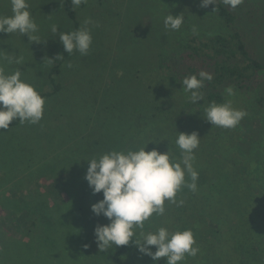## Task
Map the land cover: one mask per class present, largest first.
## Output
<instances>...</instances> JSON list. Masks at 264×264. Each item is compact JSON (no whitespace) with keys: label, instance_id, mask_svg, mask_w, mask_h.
Listing matches in <instances>:
<instances>
[{"label":"rangeland","instance_id":"rangeland-1","mask_svg":"<svg viewBox=\"0 0 264 264\" xmlns=\"http://www.w3.org/2000/svg\"><path fill=\"white\" fill-rule=\"evenodd\" d=\"M30 1L28 0L29 5ZM40 1L43 7L46 0ZM55 1L51 0V2L45 3L50 5L48 15L45 9H36L35 7L33 9L30 6L34 21L41 23L42 29L46 30V32H41L39 30L40 25L37 24L38 31L42 33L37 32L35 34L40 39L39 42L30 41L26 34L21 35L18 32L0 33V66L4 67L7 74H11L19 68L21 79L33 84L36 89L48 88V85H44V81L49 65L50 52H54V57H57L56 47L60 42L58 33L68 29V22ZM76 9L81 25L85 18H90L92 21L89 25L92 44L86 56L87 61L73 59L75 60L74 67L71 66L70 73L66 71L63 75L65 79L63 85L65 87L71 85L70 90L74 92L75 98L77 95L82 94L83 90H89L97 95L101 91L100 86L102 88V85L108 84L106 83L109 79L107 78L109 76L108 72L113 68L114 77L119 79V85L127 92L131 91L129 87L133 89L142 82V90L137 89L135 91L142 95L143 100H146L142 120L144 124H141L134 133L128 131L126 124L124 132L120 131V134L125 135L124 139H119L114 130L115 124L114 127L109 126L103 129L89 119V125H92V129L89 128L88 132L93 133L94 131L98 139L101 140L106 130L104 140H98L100 142L96 144L92 143L94 140L92 138L78 140L76 135L78 130L82 128L81 121L83 122L85 112L83 114V111H79V100L75 99V102H73L70 97L65 98L63 97L64 93L59 92L53 97L54 100L57 99L52 105L53 117L58 118L59 111L61 115L64 114V117L61 120L59 118L54 123L55 128L48 131L46 135L44 133L46 122L42 119L36 124L25 122L23 131L20 129H0V141L5 144L9 141L2 138L9 131L10 134L16 135L22 132V136L26 141L20 147L24 148L23 151L26 150L27 155L18 157L19 160L25 161V158H28V166H32L30 172L35 169L36 173L42 172L44 174V176L31 177V179H27L28 176L26 175L17 180V176L14 175L21 173L17 170L19 165L13 162H7L6 164L4 162L5 165L0 166V191L5 190L10 199L16 198L21 202L26 200L25 194L31 189V183L28 184L29 186L24 187L21 184L28 183L29 180L31 182L40 180L42 182L40 184H44V187L39 184L34 186L44 189L43 191L51 200L49 205L52 209V203L64 204L68 199L67 186L71 179V167L79 174L73 180L72 186H75V188L80 187L81 190L88 188L89 191H92L87 181L82 183L88 166L85 159L99 156L101 154L99 152H107L110 149L136 150L133 147L140 148L149 141L145 148L146 151L152 148H157L160 152L169 150L179 160L181 150L175 143L177 132L191 133L192 131H196L201 138L199 147L194 150L197 157L193 166L198 174L202 173V186H213V177L209 176L208 171L221 158L220 153L210 149V145L212 144L217 148V144L228 137L237 139L242 151L240 154H245L248 158L246 153L248 152L251 156H254L256 163L248 160L246 164L251 174L257 178H262L264 174V147H262L263 152L259 151L257 154L250 144L251 141L254 144L258 140L262 141V146H264V111H260L255 106L254 93L235 92L233 96H226L225 98V100L231 99L233 107L246 111L247 115L240 121L239 125L231 129L212 126L204 118V109L208 105H200L198 101L193 104L189 99L190 93H186L184 88L177 83L160 81V75L157 72V55L160 52L169 50L178 41L193 35L192 27L194 25L198 31L197 36L228 33L230 28L218 17L211 15L193 0H87V3H82ZM234 10L238 14L237 27L247 39L249 49L258 59L264 62V0H243V3ZM168 13L172 15L184 14L185 22L179 31H170L165 28L163 21ZM10 15H12L10 0H0V16ZM53 25H57L58 29L57 34H54V38L51 40L52 38L50 36L46 38L45 34L50 33L53 35L51 32ZM45 44L47 45L44 46ZM73 55L75 57L82 56L77 51H74ZM8 58H13V62L9 63ZM15 58H19L22 63H15ZM45 61H48V65ZM62 66L64 69L65 64H62ZM97 71L99 72L98 76L102 74L104 82L100 83ZM106 74L107 76L104 77ZM151 100L154 101L149 104ZM77 114L83 115L79 117ZM91 119L94 120V118ZM116 119L121 121V118ZM80 134L83 135V133ZM64 138L68 140L62 141ZM5 144H2L0 149L4 150L6 148ZM79 146L83 147L84 151L87 152V156L84 157V151L81 153ZM69 147L70 150H68ZM71 153L74 160L72 166L69 158H67ZM215 154L217 159L215 157L211 158V155L214 156ZM43 162L45 163L42 164ZM12 166H16L15 170H12L14 168ZM69 166L71 167L68 168ZM65 168H68V172L60 173ZM23 170L27 171V168L25 167ZM82 171L84 175H82ZM3 174H5V178ZM186 180H188V177H186ZM12 182L16 183L12 184ZM261 182L264 183V180L262 179ZM9 185H20V190H16ZM254 186H257L253 188L255 193H262L263 188L261 185L254 184ZM91 194V199L83 201L87 208L102 199V193ZM45 203L46 200L42 196L40 201L37 200L38 207ZM215 207H217V204L212 203L211 208L215 210ZM5 214L6 210L0 207V232L4 234L3 237L10 235L22 239L25 230L24 221L27 217L26 212L22 211L17 218H8ZM203 214L204 216L207 215L206 212ZM93 216L96 215L93 214ZM108 222L104 219L102 223L98 222V224H107ZM57 223L63 226L66 225L62 230L55 227V231L59 234L52 237L57 239L58 246H53L51 250L38 249L41 256L34 259L35 264H110L109 254L111 253L109 251H113L117 246L113 245L109 250L100 251L94 239L93 230L95 225L90 230L91 223L79 216L75 219H59ZM208 227H211L209 223ZM152 229V221L149 220V223L143 229H135L137 238H139L141 231L148 232ZM215 234L209 231L207 237L213 238ZM88 236L91 238V241H89L91 250L89 245L87 248L84 247L85 244H88ZM149 247L155 251V246ZM130 250L125 256V264H153V260L149 256L141 253L139 257L140 252L134 243H131ZM22 251L24 253L28 252L27 244ZM36 253L38 254V252ZM9 255L14 258L13 253ZM227 255L233 261L224 257L218 261L215 260V264H264V251L253 259H251L253 256L250 254L238 257L236 250L235 253H227ZM22 257L21 252L17 259H22ZM162 261L166 263V258L161 257L156 264H162L160 263ZM0 264L14 263L1 259Z\"/></svg>","mask_w":264,"mask_h":264},{"label":"trees","instance_id":"trees-1","mask_svg":"<svg viewBox=\"0 0 264 264\" xmlns=\"http://www.w3.org/2000/svg\"><path fill=\"white\" fill-rule=\"evenodd\" d=\"M193 1L200 4V0ZM46 2H51V0H46ZM55 2L68 22L67 31L79 28L81 24L77 14L78 10L73 7L71 0H56ZM45 3L42 7L40 0H31L30 6L33 9L34 7L41 10L45 9L48 15L50 5H46ZM202 8L211 15L218 17L230 28V31L226 34L217 33L203 36L190 35L186 39L175 43L169 50L160 52L157 55L156 62L160 81H169L182 86L181 81L186 76L195 74L199 78V72L201 70L210 72L213 74V80H205L203 82V87L200 89L203 93V100H198L200 105H209L211 102H216L218 104L223 103L226 98L225 89L231 86L236 93H254L255 106L260 111H264V62L258 59L249 49L247 39L237 27V12L230 6L224 4L223 0H216L215 5ZM36 23L40 25L39 30L41 32H46V30L42 29L41 23ZM49 36L52 38L51 40H53L54 34H45L46 38ZM46 45L47 44L44 46ZM56 48L57 56L62 55L63 59L56 60L53 54L54 52H50L52 56L49 55V58L52 59L54 57L52 59L54 63L49 62L48 65V61H45L48 66L44 85H48V88L36 89L45 98L42 118V121L46 122L44 126L45 135L48 131L55 128L54 123H56L59 118L61 120L64 117V114L61 115L60 111L58 118L53 117L52 105L57 100H54L53 97L59 92L64 93L63 97L65 98L70 97L73 102H75V99L79 100V111H83V114L85 112V116L82 119L84 126L81 121L82 128L78 130L76 135L78 140L92 138L94 139L92 142L93 144L104 140V136L107 132L106 130L101 140L98 139L94 131L93 133L88 132L89 128L92 129V125H89L90 120L103 129L109 126L114 127L115 124L114 130L119 139H124L125 135L120 134V131L122 130V132H124L126 124L128 131L132 133L137 131L141 124H144L142 120L143 111L146 108V100H143L141 97L142 95L135 91L137 89L142 90V82L133 89L129 87L131 90L129 91L131 93H129L119 85V79L114 77L115 72H113L112 68L111 71L108 72L109 76L107 78L109 79L106 81L108 84L102 85V88L100 86L101 91L99 94L97 93V95H95V93L89 90H83V93L77 95L75 98L74 92L70 90L71 85L68 87L63 85L65 82L63 75H65L66 71L70 73L69 71L72 68L67 67L70 62L72 67H74L73 63L75 60L73 59H77V61L81 59L87 61V54L75 57L73 53H64L60 42ZM62 64H65L64 69ZM135 73L137 74L138 72ZM98 74L99 72L97 71V76ZM107 74L104 77H106ZM98 78L100 79V83L104 82L102 74H100ZM88 100L90 101L88 102ZM153 101L154 100H151L149 104ZM83 114H77V116L80 117ZM91 118H94V120ZM116 118H121V121H117ZM24 128L25 123L21 124L19 119H14L12 123H10L8 129H20L23 131ZM96 128L98 129V127ZM80 133H83V135ZM22 137V132L16 135L10 134V131L3 136L2 139H6L9 142L5 144L0 141L1 145H6L4 150L0 149V166H4L7 162H13L19 165L17 170L21 173L19 175H14L17 176V180L26 175L28 176L27 179L44 176L42 172L36 173L35 169H32L33 173L30 172L32 166H28V158H25V161L19 160L18 157L27 155L26 150L23 151L24 148H21L22 143L26 141L25 138L23 137V139ZM64 140L68 139L64 138L62 141ZM79 142L81 143V141ZM204 143L206 144V142ZM250 144L257 154L259 151L263 152L262 147L264 146H262V141L256 140L254 144H252L251 141ZM217 145V148L212 144L210 145V149L220 153L221 156V158L217 160L216 165H212L208 171L209 176H211V178L213 177V186H202V173H200L196 181L197 190L195 192L189 190L187 187H183L181 191L177 193V200L179 201L182 199L184 201L182 206H177L176 204L166 201L164 215L158 216L153 214L149 218V220L152 221V231H155L159 227H167L169 231H174L176 229H192L196 245H198L200 250L195 257L186 256V259L180 262V264H194L199 262L202 264H215V260L218 261L224 257L233 261V259L228 257L227 253H235V250L238 257L250 254L253 256L251 259H253L264 251V183L261 182L262 179L264 180V174L262 178H257L250 173L246 163L248 160L256 163V159L248 152H246L248 158L245 154H240L242 151L235 137H228ZM79 148L82 153L84 151L83 147L79 146ZM133 148L138 149L136 147ZM68 150H70V147ZM99 153H104V151ZM83 155L84 157L87 156V152L84 151ZM196 157L195 155V158ZM212 157L216 158V154L214 156L211 155V158ZM67 158H69L71 166L74 165L72 153ZM44 163L45 162L42 164ZM193 164H195V161ZM16 166H12L14 167L12 170H15ZM25 167L27 171L23 170ZM68 168L62 169L60 173H67ZM71 169V179L67 186L68 199L64 204L52 203V209L49 205L51 200L47 197L45 191H43L44 189L39 186H34L39 184L44 187V184H40L42 183L40 180L34 182L29 180L28 183L21 184L22 187H24L29 186L28 184L31 183V189L25 194L26 200L21 202L16 198L10 199L5 190L0 191V207L6 210L5 215L8 218H17L22 211L26 212L27 215L24 221L25 230L22 239L10 235L3 237L4 234L0 232V261L3 259L6 262L14 264H35L34 259L41 256L38 249L51 250L53 246H58L57 239L52 237L59 234L55 231V227H59L61 230L66 227V225L63 226L57 223L59 219H75L78 216L82 217L84 220L91 223L90 230L94 225L96 226L98 222L102 223L104 219L108 220L103 215L93 216L91 207L87 208L85 203H83V201L91 199L92 191H89L88 188L81 190L80 187L75 188V186H72L73 180L77 175L79 176V174H77L72 167ZM3 175L5 178V174ZM82 175H84V172ZM82 180V183L86 182L85 175ZM188 180L190 182L189 177ZM14 183L16 182H12V184ZM254 184L262 186V193L254 192L253 188L257 187L254 186ZM19 186L20 185L10 187L20 190ZM41 196L46 200V203L38 207L37 200L40 201ZM212 203L217 204L215 210L211 208ZM204 212H206V216H204ZM228 218H230V220H228ZM149 220L144 222V226L149 223ZM208 223L211 227H208ZM209 231L216 233L213 238L207 237ZM52 233L53 235H51ZM89 237L90 236L87 237V245H89L91 250L89 242L91 238ZM131 243L132 242L126 246H117L113 251L110 250V264H125V256L131 251ZM26 244L28 246V252L24 253L22 250L26 247ZM94 244L92 245L94 246ZM21 252L23 256L22 259H17ZM36 252H38V254ZM10 253L14 254V258L10 257ZM140 254L141 253H139V257ZM160 263L163 264L165 262L162 261Z\"/></svg>","mask_w":264,"mask_h":264},{"label":"clouds","instance_id":"clouds-1","mask_svg":"<svg viewBox=\"0 0 264 264\" xmlns=\"http://www.w3.org/2000/svg\"><path fill=\"white\" fill-rule=\"evenodd\" d=\"M12 15L0 16V33L26 34L30 41L39 42L38 25L32 18L28 0H10ZM216 0H200L201 7L215 5ZM74 8H79L87 0H71ZM232 9L237 8L243 0H223ZM164 26L170 31H179L185 22L184 14L164 17ZM90 18H85L76 30L60 31L59 41L64 53L74 51L86 55L92 44V34L89 25ZM57 25L51 27V32L57 34ZM193 35H197L196 26L192 27ZM9 63L13 58H8ZM63 59L58 55L56 60ZM50 63L54 61L48 58ZM15 63L22 61L15 58ZM69 63L67 67H71ZM212 81L213 74L201 70L199 78L193 74L186 76L181 82L186 93H190V102L195 104L203 100L200 89L203 82ZM227 97L235 94L233 87L225 89ZM45 98L35 86L21 79L18 68L7 74L0 66V129H8L14 119L23 124H36L43 118ZM247 115L246 111L233 107L231 99L223 103L211 102L204 109V118L212 126L226 129L235 128ZM176 145L181 150L179 160L170 152H160L157 148L146 151V142L142 147L132 150H114L101 153L91 159H85L88 166L85 180L93 195L102 193V199L91 204L94 215H103L107 224H97L94 227V237L100 251L109 250L115 246H126L134 243L138 251L149 256L153 264L161 258H166V264H180L186 256L195 257L199 252L192 229H176L169 231L167 227H159L155 231L139 233L136 228L143 229L144 222L156 214L163 216L165 202L182 206L184 201L177 200V193L183 187L195 192L197 190L198 172L193 167L194 150L199 147L200 137L196 131L191 133L177 132ZM186 176L190 178L186 180ZM135 237V239H133ZM88 245L85 244L84 247ZM149 246H155L153 251Z\"/></svg>","mask_w":264,"mask_h":264}]
</instances>
